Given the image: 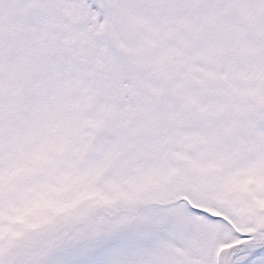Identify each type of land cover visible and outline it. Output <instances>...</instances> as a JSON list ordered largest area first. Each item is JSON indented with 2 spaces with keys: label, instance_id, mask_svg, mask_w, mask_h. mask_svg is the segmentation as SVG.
Listing matches in <instances>:
<instances>
[{
  "label": "snow or ice",
  "instance_id": "1",
  "mask_svg": "<svg viewBox=\"0 0 264 264\" xmlns=\"http://www.w3.org/2000/svg\"><path fill=\"white\" fill-rule=\"evenodd\" d=\"M0 264H264V0H0Z\"/></svg>",
  "mask_w": 264,
  "mask_h": 264
}]
</instances>
